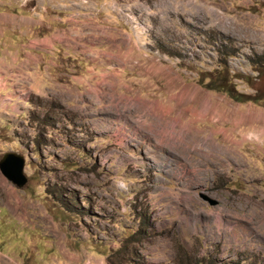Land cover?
<instances>
[{
	"label": "rangeland",
	"instance_id": "1",
	"mask_svg": "<svg viewBox=\"0 0 264 264\" xmlns=\"http://www.w3.org/2000/svg\"><path fill=\"white\" fill-rule=\"evenodd\" d=\"M6 154L0 264H264V0H0Z\"/></svg>",
	"mask_w": 264,
	"mask_h": 264
},
{
	"label": "water",
	"instance_id": "2",
	"mask_svg": "<svg viewBox=\"0 0 264 264\" xmlns=\"http://www.w3.org/2000/svg\"><path fill=\"white\" fill-rule=\"evenodd\" d=\"M0 172L17 188H23L27 183V178L24 174V160L20 156H16L14 154H6L3 156L0 160ZM200 197L210 206L217 205L216 200L205 194H201Z\"/></svg>",
	"mask_w": 264,
	"mask_h": 264
},
{
	"label": "trees",
	"instance_id": "3",
	"mask_svg": "<svg viewBox=\"0 0 264 264\" xmlns=\"http://www.w3.org/2000/svg\"><path fill=\"white\" fill-rule=\"evenodd\" d=\"M220 53V51H219ZM226 54H223V56H225ZM221 65L226 66L227 62L224 59L223 61L220 62ZM205 87L208 90H212V91H221L227 95H229L230 98H232L233 100L237 101V102H248L251 101V98L249 96L246 95H242V94H238L236 93L232 87L230 86H225L224 84H218L216 83L214 80H210L207 84H205Z\"/></svg>",
	"mask_w": 264,
	"mask_h": 264
},
{
	"label": "bare ground",
	"instance_id": "4",
	"mask_svg": "<svg viewBox=\"0 0 264 264\" xmlns=\"http://www.w3.org/2000/svg\"><path fill=\"white\" fill-rule=\"evenodd\" d=\"M164 127V126H163ZM166 129V128H165ZM163 130V129H162ZM261 134H263V132L261 133Z\"/></svg>",
	"mask_w": 264,
	"mask_h": 264
}]
</instances>
